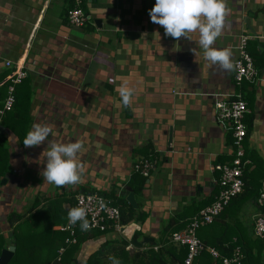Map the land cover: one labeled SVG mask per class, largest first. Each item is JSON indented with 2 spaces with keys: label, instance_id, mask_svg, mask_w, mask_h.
<instances>
[{
  "label": "crops",
  "instance_id": "crops-1",
  "mask_svg": "<svg viewBox=\"0 0 264 264\" xmlns=\"http://www.w3.org/2000/svg\"><path fill=\"white\" fill-rule=\"evenodd\" d=\"M155 3L82 0L91 18L88 25L76 28L67 19L75 0H0V76L18 65L26 67L32 87L29 130L37 122L53 130L45 144L25 147L3 122L7 115L0 117V151H9L7 172L0 176V233H13L11 214L27 216L36 196L42 199L40 208L49 212L48 199L65 193L69 198L78 190L126 186L133 163L146 156V149L157 154L159 163L142 193L135 194L139 212L148 216L133 221L143 234L138 239L142 244L134 243L130 255L149 249L146 244L151 243H143L146 237L157 244L175 216L215 193L220 173L213 166L230 162L234 148L229 132L216 119L213 95L237 91L234 66L224 71L206 60L198 33L190 34L191 41L166 36L160 25L151 22L149 10ZM226 6L225 28L213 46L229 49L232 62L239 53L235 47L246 36L249 49L254 50L256 42L263 52L264 0H226ZM125 83L134 90L129 107L118 92ZM246 89L253 115L247 145L264 160V72L255 87ZM53 139L82 144L81 183L57 187L44 182L40 173L47 163V142ZM13 188L18 189L17 195L11 193ZM242 207L222 216V221L230 225V232L241 230L246 238L255 239L256 200ZM119 238L124 236L113 231L91 235L88 241L101 239V244L94 245L83 264L103 243ZM84 244L77 252V263ZM112 244L119 246L116 240ZM258 257L264 264V247Z\"/></svg>",
  "mask_w": 264,
  "mask_h": 264
},
{
  "label": "trees",
  "instance_id": "trees-1",
  "mask_svg": "<svg viewBox=\"0 0 264 264\" xmlns=\"http://www.w3.org/2000/svg\"><path fill=\"white\" fill-rule=\"evenodd\" d=\"M250 43L252 44V42ZM253 45H255L254 50L249 49L247 45V51L253 57L254 65L259 71L260 78L261 74L264 72V51L260 52L258 50L256 42H253ZM12 71L13 70L3 73L0 76V81ZM27 77L16 86V103L13 110L8 112V114H5L7 117L3 120V122H6L8 127H10L18 136L21 142L25 139L29 130V125L32 121L30 113L32 87L30 86V81ZM255 83L256 82L244 81L242 86L237 90L242 93V96L247 101L249 107V112L245 118L247 135L243 141V148L245 150V155L243 157V163L245 166L243 173L244 191L232 197L224 211L212 224L201 227L198 230V235L203 242L207 246L219 250L222 255H230L236 247H241L245 253V264H259V262H261L258 256L260 255L261 249L264 247V237L250 239L249 237L246 238V234L241 230L238 232H230V225L228 223L224 224L222 216L225 214L232 215L235 211L243 208L242 205H244L245 202L251 200H256L258 209L260 210L258 198L264 187V160L257 154V152L250 150L247 145L248 133L253 127V115H250V101L245 92L247 91V87H255ZM8 87L9 82L0 85V109L4 106L5 100L8 96ZM227 127L228 128L225 129L229 132L230 143L234 148L232 156L233 160L236 156L237 150L234 145V128L231 125H228ZM145 152H147L146 156H143L142 158H149L153 155L157 156V154H154L151 151L148 152L147 149ZM0 154V166L3 164V168L0 167V176H2L7 172L6 164H8L9 151L8 149L2 148ZM142 158H138L136 161H139ZM135 162L133 163L130 180L125 187H121L118 190L112 189L110 191H98L111 199L114 204L121 208L122 222L125 224H129L135 220H145L148 216L146 212H139V209L134 208L127 200V195L129 193L127 190L128 186H130L138 196L147 185L146 181L148 177H145L142 173L135 170ZM253 163L255 164V167L251 169ZM217 186L218 188L215 193L206 201L195 204L192 208L189 207L184 209L180 215L175 216L173 218V223H170L163 229L162 237L157 241V244H146L149 245V249L146 250V252L133 253L130 255L129 249H127V245L130 243L129 239H115L119 245L116 247H111L113 241H115L111 239L103 243L96 252L91 254L85 264H114V260L118 261L119 264H184L188 254V247L179 246L172 242L171 235L174 232L185 228L190 219L198 214L202 208L212 204L217 199L219 192L222 189L219 178L217 180ZM89 191L97 190L92 189ZM48 200L49 204L46 207L49 206V209L51 207V211L49 212L43 211L42 208H40L42 199L40 196H36L27 216L16 212L11 214L10 223L13 227V235L10 236L9 234L5 235L0 233V255L2 250L9 245L14 244L16 246L15 254L8 264H76L78 250H80L83 244L89 240L91 235L92 237L106 235L112 230L101 231L99 229H94L91 232H87L81 229L79 223L76 234L74 235V237L77 238V242H66L68 238L71 239L73 236L70 231L62 230L60 227L65 226L69 221L68 212L73 199L71 197L67 198V193H65L60 195V198ZM239 203H241V206ZM238 204L239 207L237 209L236 207ZM261 210H264V206ZM215 231L219 232L214 233ZM142 234L143 232L141 231L136 232L131 242L134 241V239L138 240ZM155 246L158 248L155 249ZM62 247H65V251L61 254L60 249ZM256 247L258 248L257 255L254 253ZM109 252H111V254ZM167 256L171 257L170 261H168ZM110 257L114 259H110ZM199 257H201V261L198 263L196 260ZM196 260L193 264H223L221 259H216V262H213V256L208 251H203Z\"/></svg>",
  "mask_w": 264,
  "mask_h": 264
},
{
  "label": "built area",
  "instance_id": "built-area-1",
  "mask_svg": "<svg viewBox=\"0 0 264 264\" xmlns=\"http://www.w3.org/2000/svg\"><path fill=\"white\" fill-rule=\"evenodd\" d=\"M90 14L82 6V0H75L73 7H70L67 12V19L71 26L82 28L90 21ZM248 38L243 36L240 43L235 47L238 50V56L232 61L234 66V80L239 88L244 81L258 82L259 71L254 65L253 57L247 51ZM8 67L12 66L11 61H7ZM28 76V71L23 65H18L16 69L9 73L5 78V82H9L8 96L4 106L0 109L1 117L13 110L16 103V86L20 84ZM3 81V83H5ZM238 90V89H237ZM215 99V115L217 121L224 128L231 125L234 128V145L236 146V156L227 163H216L213 166L215 171L220 173V185L222 187L217 199L210 205L202 208L198 214L190 219L188 225L180 231H176L171 235V240L179 246L188 247V254L184 264H193L196 258L203 251H208L215 259H221L223 264H245V253L241 247H236L230 255H222L219 250L214 247L207 246L198 235V230L201 227L212 224L224 211L226 205L232 197L244 191V163L243 157L245 150L243 141L247 135V124L245 118L249 112L247 101L243 98L242 93L234 91L232 93H216L213 95ZM227 125V126H226ZM159 158L153 155L149 158H142L135 162V170L142 173L145 177H150L152 172L157 168ZM264 185V183H263ZM122 187H125L122 185ZM73 199L70 209L80 206L83 201V206L88 209V220L90 228L85 230L91 232L94 229L101 231H111L120 233L124 238L130 240L127 249H132L135 244L131 240L135 233L141 230L139 224L131 222L125 224L122 222L121 208L114 204L111 199L98 191L78 190L75 194L70 195ZM260 207L259 212L254 217V236L264 237V187L260 197L258 198ZM69 209V210H70ZM68 223L61 226L62 230L70 231L73 238H68L66 242H77L76 234L78 224ZM158 247L155 246V249ZM65 247L60 249L62 254Z\"/></svg>",
  "mask_w": 264,
  "mask_h": 264
},
{
  "label": "clouds",
  "instance_id": "clouds-1",
  "mask_svg": "<svg viewBox=\"0 0 264 264\" xmlns=\"http://www.w3.org/2000/svg\"><path fill=\"white\" fill-rule=\"evenodd\" d=\"M228 14L226 0H156L149 10L151 22L160 25L165 35L179 40L185 38L191 41L192 33L199 34L198 44L203 49L204 58L213 65H218L224 71L233 67L231 51L217 49L213 45L225 28V17ZM195 53V50L192 49ZM119 95L125 107L131 106L134 90L127 83L118 88ZM52 128L39 122L32 125L31 130L23 140L25 147L45 144ZM82 148L79 141L61 143L55 139L47 142L46 167L41 171L44 182L57 187H68L82 182L85 166L78 159ZM88 209L83 206L73 207L68 212L70 224L80 222L82 230H88ZM110 259H114L110 257ZM114 264H119L114 260Z\"/></svg>",
  "mask_w": 264,
  "mask_h": 264
},
{
  "label": "water",
  "instance_id": "water-1",
  "mask_svg": "<svg viewBox=\"0 0 264 264\" xmlns=\"http://www.w3.org/2000/svg\"><path fill=\"white\" fill-rule=\"evenodd\" d=\"M96 23L98 26L101 27V22H100V19H97L96 20ZM7 179L4 178L2 183H5ZM127 190L129 191L128 195H127V200L129 201V203L134 207V208H138V203H137V199H136V196H135V193L133 191V189L128 186L127 187ZM10 236L13 235L12 232L9 233ZM134 243L138 244V245H141L142 243L140 241H138L137 239H134L133 241ZM144 242H147V243H151L152 245H155L156 244V241L154 238L152 237H146L145 240L143 241ZM15 251H16V246L14 244H11L9 245L8 247L4 248L2 250V253L0 255V264H8L11 259L13 258L14 254H15Z\"/></svg>",
  "mask_w": 264,
  "mask_h": 264
},
{
  "label": "rangeland",
  "instance_id": "rangeland-1",
  "mask_svg": "<svg viewBox=\"0 0 264 264\" xmlns=\"http://www.w3.org/2000/svg\"><path fill=\"white\" fill-rule=\"evenodd\" d=\"M34 181L33 182H35V179H33ZM17 188H13V189H11L10 191H11V193L13 194V195H17ZM10 191H7V194L9 195L10 194ZM6 192V191H5ZM7 195V196H8ZM10 201V200H9ZM6 206H8V203H6V202H4V207H6ZM1 225L2 226H4V221H1ZM115 238V237H114ZM100 240L101 239H96L95 241H87L85 244H84V249H85V252L84 253H81V257H80V260L78 261V263L77 264H83V262H84V259L86 258V257H88L89 256V253L93 250V247H94V245L95 246H99L101 243H100ZM95 242H97V244H95ZM86 253V254H85ZM82 261V263H80Z\"/></svg>",
  "mask_w": 264,
  "mask_h": 264
}]
</instances>
